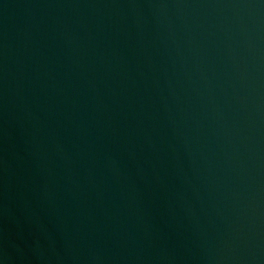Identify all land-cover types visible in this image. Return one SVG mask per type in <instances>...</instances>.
I'll use <instances>...</instances> for the list:
<instances>
[{
  "label": "water",
  "instance_id": "obj_1",
  "mask_svg": "<svg viewBox=\"0 0 264 264\" xmlns=\"http://www.w3.org/2000/svg\"><path fill=\"white\" fill-rule=\"evenodd\" d=\"M0 264H264V0H0Z\"/></svg>",
  "mask_w": 264,
  "mask_h": 264
}]
</instances>
